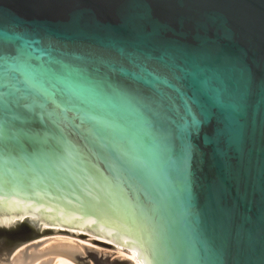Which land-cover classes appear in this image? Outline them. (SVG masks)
I'll return each instance as SVG.
<instances>
[{
  "label": "water",
  "instance_id": "95a60500",
  "mask_svg": "<svg viewBox=\"0 0 264 264\" xmlns=\"http://www.w3.org/2000/svg\"><path fill=\"white\" fill-rule=\"evenodd\" d=\"M9 91L0 264H264V0H0Z\"/></svg>",
  "mask_w": 264,
  "mask_h": 264
},
{
  "label": "bare ground",
  "instance_id": "6f19581e",
  "mask_svg": "<svg viewBox=\"0 0 264 264\" xmlns=\"http://www.w3.org/2000/svg\"><path fill=\"white\" fill-rule=\"evenodd\" d=\"M44 227L47 226V224H44L43 225ZM54 228L56 230H60V229H64L63 226L61 225H55ZM69 231L71 232H75L77 234H86L87 232H83L81 230H77V229H69ZM89 238L92 239V240H95V241H99V242H104V243H108V244H111L113 246V249L116 251V254L117 256H120V257H123L125 259H128L130 261H132L134 264H141L137 255L135 253H133L132 251H130L129 249L127 248H124L122 246H119L109 240H106L104 239L103 237H100V236H97V235H94V234H90V233H87ZM50 239V240H48ZM48 239H45V240H48L46 242H44L43 244L40 245L39 248L43 249L45 247H48V246H51L53 244H56V243H71L75 246L78 247V249L80 250L81 254L83 253L84 249H83V246L86 244V245H90V243H88V241H82L80 239H77L76 236H64V235H56V236H52ZM43 240V241H45ZM36 243L38 241H35ZM42 242V241H41ZM23 247L19 248L15 253H14V256L20 251L22 250ZM14 258V257H13ZM48 258H54V261L52 264H76L75 262L71 261L70 259L66 258V257H63V256H45V257H41L39 259H37L35 262H33V264H40L42 261L48 259Z\"/></svg>",
  "mask_w": 264,
  "mask_h": 264
},
{
  "label": "snow or ice",
  "instance_id": "6c2138e0",
  "mask_svg": "<svg viewBox=\"0 0 264 264\" xmlns=\"http://www.w3.org/2000/svg\"><path fill=\"white\" fill-rule=\"evenodd\" d=\"M18 91L19 89H17V92ZM0 102L5 103L6 106H8L11 109H16V108L25 109V110L29 109V104L22 97H17L11 91L0 93ZM25 118L29 120L31 119L39 120L40 119L39 116L33 117L31 111L26 112Z\"/></svg>",
  "mask_w": 264,
  "mask_h": 264
},
{
  "label": "rangeland",
  "instance_id": "374dc122",
  "mask_svg": "<svg viewBox=\"0 0 264 264\" xmlns=\"http://www.w3.org/2000/svg\"><path fill=\"white\" fill-rule=\"evenodd\" d=\"M87 234V233H86ZM56 235H64V236H72V235H68V234H63V233H56V234H51L49 236H44L43 238L45 237H52V236H56ZM88 236V234H87ZM73 237V236H72ZM77 239H80L82 241H88V243H90V245H84L86 247H90V248H93L95 250H98L99 252H104V251H107V252H112L113 254L110 255L109 259L110 260H113L115 257H118L117 254H116V251L113 249V248H108V247H105V246H101V245H98V244H95L91 241H89V236L88 237H85V239L83 238H80V237H77ZM36 243V242H35ZM104 243V242H103ZM108 244V243H107ZM21 248V247H20ZM83 256L86 255V251L84 250L83 253H82Z\"/></svg>",
  "mask_w": 264,
  "mask_h": 264
}]
</instances>
